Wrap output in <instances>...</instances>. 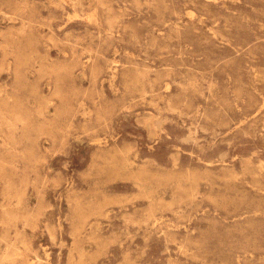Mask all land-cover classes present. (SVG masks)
I'll return each mask as SVG.
<instances>
[{
	"label": "rangeland",
	"instance_id": "rangeland-1",
	"mask_svg": "<svg viewBox=\"0 0 264 264\" xmlns=\"http://www.w3.org/2000/svg\"><path fill=\"white\" fill-rule=\"evenodd\" d=\"M0 264H264V0H0Z\"/></svg>",
	"mask_w": 264,
	"mask_h": 264
}]
</instances>
